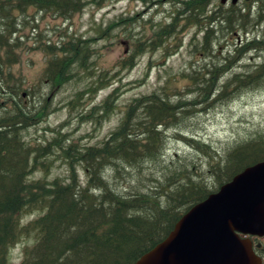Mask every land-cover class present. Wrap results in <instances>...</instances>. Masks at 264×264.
Returning <instances> with one entry per match:
<instances>
[{
	"label": "trees",
	"instance_id": "obj_1",
	"mask_svg": "<svg viewBox=\"0 0 264 264\" xmlns=\"http://www.w3.org/2000/svg\"><path fill=\"white\" fill-rule=\"evenodd\" d=\"M184 4L181 13H188L187 25L198 27L190 39V44L196 42L193 52L210 59L205 64H190L191 73L184 75L188 80L186 95L182 89L175 95L164 91L134 99L116 129L94 146L74 142L61 131L49 138L44 133L42 143L32 145L25 135L41 112L26 110L23 100L0 108V264H14L11 252L24 240L32 243L24 247L19 264H136L170 234L192 206L246 168L264 161V134L220 153L181 130L196 109L216 108L264 84V61L242 65L241 71L228 75L248 54L264 52V31H260L264 28V0H251L243 7L216 5L214 0ZM84 5L85 0H0V16H5L8 6L13 16L22 7L35 6L54 11L64 21L80 13ZM12 22L15 29V18ZM131 23L116 18L104 31L99 29L100 35L104 34L101 38L117 42L112 28ZM167 29L166 35L162 32L146 44L133 40L130 52L119 61V70H133L147 52L163 48L171 54L178 40L170 41L174 27ZM198 34H203L201 40ZM79 51L73 49L72 42L62 46L61 87L75 77L68 75L73 62L68 58H74L78 66L88 62L87 52ZM110 74L105 70L104 77L88 82L68 103L70 113L78 114L81 122L96 121L98 115L105 120L114 113L120 88L104 102L80 109L84 95L112 86L116 74ZM170 131H174V139L209 159L206 171L200 173L193 162L187 165V159L166 166L161 163ZM59 159L68 165L67 178L48 180ZM79 169L85 173V182ZM152 169H157L158 177L151 174L149 188L131 185L124 193L112 188L111 176L117 178L131 170L141 178ZM38 170L44 171L43 178L33 177ZM26 216L33 217L24 222Z\"/></svg>",
	"mask_w": 264,
	"mask_h": 264
},
{
	"label": "rangeland",
	"instance_id": "obj_2",
	"mask_svg": "<svg viewBox=\"0 0 264 264\" xmlns=\"http://www.w3.org/2000/svg\"><path fill=\"white\" fill-rule=\"evenodd\" d=\"M162 12L157 16L152 17L146 15L147 21L144 19L138 20L134 15L135 11H140L144 7L151 5V0H146L144 6L143 0H85L83 15L76 16L74 23L79 35L87 36L92 40L89 44L91 57L89 59L90 67L87 73L84 70H78V75L70 82L64 84L55 95V102L58 104L55 114H53L48 122L37 129H31L27 136L30 143L43 140V134L46 137H51L53 131H61L63 134H69L74 142H78L84 146H94L102 142L108 137L111 132L116 129L127 106L136 98L144 95H150L154 92H167L172 95L177 94L183 89L184 94H187L186 88L188 80L184 75L191 73L190 64H205L210 59H205L201 52L194 53V45L190 44V39L198 33V27H188L183 40L178 39L176 44L166 53L163 48L145 53L137 62V65L131 71L119 70V61L126 55L127 47L132 45L133 40L149 39L156 36L160 31L154 29V21L162 17L168 16L169 8L175 4L177 0H167ZM250 1L242 0L237 5L243 7L244 4ZM98 3H101L98 5ZM216 5H231V0L226 4H222L221 0H214ZM255 10V3H252ZM104 6V9H101ZM156 10V9H154ZM151 13L153 14V11ZM104 15V19L102 16ZM118 17L121 19H129L133 23L125 27L121 24L116 28H112L113 35L116 34L115 40H99L95 35V30L103 28L98 22L104 20V28H106L113 20ZM73 20V19H72ZM120 19H118L119 21ZM159 31V32H157ZM260 31H264L261 28ZM157 32V34H155ZM126 37L130 38L129 40ZM203 34H198L197 39L201 40ZM251 38V35L249 36ZM177 40V39H176ZM241 42L242 39H239ZM123 41H127L126 45ZM20 53V50H19ZM28 57L38 61L37 67L32 69L27 66L26 75L30 78L37 76L41 68V54L30 50ZM40 61V62H39ZM264 61V52L248 54L242 64L236 66L228 73L242 70V65H253ZM21 70V65L16 68ZM110 71V75H115L116 78L112 82V86L106 90L99 91L95 94H86L82 97L81 107H90L104 102V99L116 88H120L119 98L116 100V107L113 114L109 118L103 119L98 115L97 120L92 122H81L78 114L70 113L68 103L76 97V93L82 90L88 82L96 81L101 72ZM174 97V96H172ZM198 108L192 116L185 121L181 130L188 136H195L204 144L210 145L211 150L215 149L220 153H226L235 143L254 138L257 134H264V84L260 89L247 90L232 101L219 105L216 108L202 111ZM169 141L166 150V157L161 160L163 165H168L171 162L187 159L188 163L198 165L199 172L206 171L209 167V159L199 155L196 151L190 149L184 142L174 139V131L169 132ZM28 141V142H29ZM165 165V166H166ZM183 165V164H180ZM81 180L85 182V173L81 169ZM154 173V174H152ZM157 169L146 170L142 177L137 175L136 171L126 170L120 177H112V188L120 193L128 191V187L140 184L152 185L149 181L151 174L157 176ZM44 171L38 170L33 177L43 178ZM68 176V165L62 160H55L54 166L51 168L48 180L56 178L66 179ZM215 183V181L211 182ZM139 190L146 192L148 190ZM126 189V190H125ZM33 216H26L24 222H28ZM31 240H24L18 244L11 252L10 261L14 264H19L23 259V249L26 245H30Z\"/></svg>",
	"mask_w": 264,
	"mask_h": 264
},
{
	"label": "flooded vegetation",
	"instance_id": "obj_3",
	"mask_svg": "<svg viewBox=\"0 0 264 264\" xmlns=\"http://www.w3.org/2000/svg\"><path fill=\"white\" fill-rule=\"evenodd\" d=\"M188 1L191 0H177L169 8L168 16L153 22L154 29H159L160 31H157L159 32L158 34L163 32L166 35L169 32L167 27L173 26L174 37L170 36V38L172 37L170 41L174 38L177 40L179 38L182 40L185 38L189 27L187 25L188 13H181V11L185 9V7L183 9L182 4ZM143 2V5L146 6V0H143ZM167 2V0H151L149 7L135 11L134 15L138 20L144 19L147 21L150 16L155 17L161 13ZM101 9H104V6ZM6 10L5 16H0V108H9L14 103L23 100V105L26 110L41 112L39 119L33 120L32 123L35 125L29 128L30 131L31 129H37L46 124L49 118L55 114V110H57L56 106L58 104L55 102V95L61 88L59 83L61 76L59 60L62 57V46L67 42H72L73 49H79L81 53L83 50L87 52L88 62L86 65L78 66L74 58H68L73 60L72 66L69 67L71 73L68 75L77 76L78 70H84V73H87L88 67H90L89 59L91 54L89 52V44L92 40L87 36L77 33L74 18L79 14L80 16L83 15L82 11L69 20L61 21L57 13L52 10L41 9L40 7H22L19 11L20 13L18 12L15 16L12 14L11 6L6 7ZM152 10H154L153 14L151 13ZM146 15L149 17L145 18ZM12 18H15L16 21L15 29L12 27ZM102 19H104V15ZM98 24L103 27L100 29L104 31V20L98 22ZM95 35L99 37V40L104 39L101 38L102 35L104 37V34L100 35L99 29L95 30ZM156 36H152L149 39H137L141 43L146 44L153 41ZM17 44H19V48L13 50V46H17ZM123 44L126 45V41H123ZM130 49L131 47L128 46L126 54L130 52ZM30 50L41 54V68L34 78H29L25 74L27 66L34 69L38 65V61L28 57ZM14 53L15 55H13ZM18 65H21V70L16 69ZM98 77H104V72H101ZM44 113L47 114L46 117ZM25 138L27 140V136ZM42 141L31 142L30 144H40ZM250 238L254 244L256 253L264 261V237L252 236ZM259 244L262 246L259 247Z\"/></svg>",
	"mask_w": 264,
	"mask_h": 264
},
{
	"label": "water",
	"instance_id": "obj_4",
	"mask_svg": "<svg viewBox=\"0 0 264 264\" xmlns=\"http://www.w3.org/2000/svg\"><path fill=\"white\" fill-rule=\"evenodd\" d=\"M242 235L264 237V161L191 207L136 264H263Z\"/></svg>",
	"mask_w": 264,
	"mask_h": 264
}]
</instances>
